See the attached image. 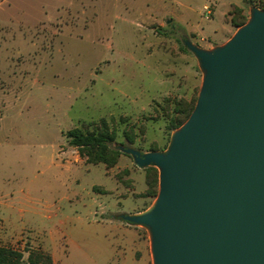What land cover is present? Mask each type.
Listing matches in <instances>:
<instances>
[{
	"label": "rangeland",
	"instance_id": "374dc122",
	"mask_svg": "<svg viewBox=\"0 0 264 264\" xmlns=\"http://www.w3.org/2000/svg\"><path fill=\"white\" fill-rule=\"evenodd\" d=\"M263 5L67 0L60 12L0 18V247L25 261L52 251L57 264H124L123 230L132 224L122 216L155 202L143 197L145 171L133 164L131 174L125 159L110 171L87 164L62 134L105 119L119 143L129 132L136 142L126 146L164 150L175 103L197 99L203 81L185 42L223 46L237 32L233 11L249 20ZM67 151L70 169L62 161ZM139 229L150 246L148 231Z\"/></svg>",
	"mask_w": 264,
	"mask_h": 264
},
{
	"label": "water",
	"instance_id": "95a60500",
	"mask_svg": "<svg viewBox=\"0 0 264 264\" xmlns=\"http://www.w3.org/2000/svg\"><path fill=\"white\" fill-rule=\"evenodd\" d=\"M203 72L194 111L167 150L120 146L159 170V193L123 215L150 236L153 264H264V10L223 46L190 41Z\"/></svg>",
	"mask_w": 264,
	"mask_h": 264
},
{
	"label": "trees",
	"instance_id": "16d2710c",
	"mask_svg": "<svg viewBox=\"0 0 264 264\" xmlns=\"http://www.w3.org/2000/svg\"><path fill=\"white\" fill-rule=\"evenodd\" d=\"M260 9L264 10V5ZM247 22L248 18L242 15V10L236 8L232 13L233 25L238 30ZM197 100L198 98L193 101L181 100L175 103L174 110L177 116L171 120L173 133L189 119L196 107ZM65 136L68 145L76 149L81 157L86 158L87 164H103L108 169L115 167L119 163L120 157L125 155L119 150L120 146H126L127 143L134 145L136 142L135 134L125 132L126 142L119 143L117 132L111 128L109 122L105 119H102L99 124H94L92 130L77 127L68 131ZM168 146L164 150H159L155 145L148 151H142L139 148L137 150L142 153L163 152L167 150ZM144 170L146 172L147 191L143 194V197H151L156 200L159 193V170L155 167H149ZM23 257L22 253L13 249L0 247V264H54L50 254L32 252L26 261L23 260Z\"/></svg>",
	"mask_w": 264,
	"mask_h": 264
},
{
	"label": "crops",
	"instance_id": "0c3cea01",
	"mask_svg": "<svg viewBox=\"0 0 264 264\" xmlns=\"http://www.w3.org/2000/svg\"><path fill=\"white\" fill-rule=\"evenodd\" d=\"M67 0H0V18H4L6 15L19 12V11H27V10H41V12L48 13L50 11H56L60 12L64 10V4H66ZM212 14V11H211ZM62 138H67L64 134H62ZM68 143V142H67ZM59 146L55 149L54 153L58 152V149L60 150ZM70 149H74L71 148ZM76 151V149H74ZM62 156L64 157L62 159L63 165L66 166L68 169L72 168V162H71V154L70 151L62 153ZM123 159L126 160V166L123 169H128L131 171V174L134 175V171L132 170V166L134 164L133 160L129 156H121L119 163L120 164ZM117 164V165H118ZM117 165L115 167H117ZM115 167L106 169L108 171L114 169ZM129 171V172H130ZM145 171V170H144ZM145 173V183H146V172ZM147 186V185H146ZM147 191V188H146ZM145 211V210H144ZM144 211H132L130 214H141ZM0 221H4L3 218H0ZM124 237L122 241V246L120 247V251L123 254V263L124 264H150L151 259V249L149 246L148 238H146L141 230L138 227L135 226H128L124 227L123 230ZM50 255L53 258L54 264L59 263L55 259V255H53V252L50 251Z\"/></svg>",
	"mask_w": 264,
	"mask_h": 264
},
{
	"label": "built area",
	"instance_id": "2783aa9c",
	"mask_svg": "<svg viewBox=\"0 0 264 264\" xmlns=\"http://www.w3.org/2000/svg\"><path fill=\"white\" fill-rule=\"evenodd\" d=\"M204 9L208 14H211V9L209 7H205Z\"/></svg>",
	"mask_w": 264,
	"mask_h": 264
}]
</instances>
